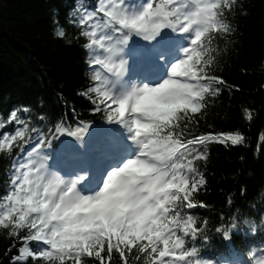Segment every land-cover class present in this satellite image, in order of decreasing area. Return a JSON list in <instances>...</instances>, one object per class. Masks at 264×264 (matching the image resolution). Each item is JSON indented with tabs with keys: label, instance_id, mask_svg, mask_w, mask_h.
I'll use <instances>...</instances> for the list:
<instances>
[{
	"label": "snow or ice",
	"instance_id": "obj_1",
	"mask_svg": "<svg viewBox=\"0 0 264 264\" xmlns=\"http://www.w3.org/2000/svg\"><path fill=\"white\" fill-rule=\"evenodd\" d=\"M242 7L241 0H76L67 25L86 41L91 72L80 95L100 119L82 120L75 108L74 122L34 117L30 106L0 114V156L11 161L0 195L10 264H213L197 258V240H210L208 220L194 211L207 207L198 199L207 191L198 162L207 161L210 143L232 147L247 138L195 130L226 85L208 53L220 40L233 42ZM242 115L251 123L257 114L244 107ZM258 203L247 207L259 211ZM227 220L215 229L224 240L264 228V217L258 227L240 208ZM228 249L227 264H251ZM249 254L264 264V245Z\"/></svg>",
	"mask_w": 264,
	"mask_h": 264
},
{
	"label": "trees",
	"instance_id": "obj_2",
	"mask_svg": "<svg viewBox=\"0 0 264 264\" xmlns=\"http://www.w3.org/2000/svg\"><path fill=\"white\" fill-rule=\"evenodd\" d=\"M96 2L86 0L89 6ZM75 3L76 0H0V114L4 117L15 107L30 106L34 117L43 112L52 119L63 116L67 122H74L75 108V116L82 120L100 119L99 114H92L87 98L80 95L91 82V72L84 49L86 41L77 38L79 29L67 25L69 9ZM241 3L242 9L232 20L236 28L233 42L220 40L208 53L215 57L216 74L226 85L222 86V94L210 102L207 115L195 130H240L247 138L244 144L232 147L210 143L207 161L198 162L207 179V191L202 190L198 197L207 207L194 210L200 221L209 222L210 240L204 253L207 259L226 263L229 245L235 254H248L258 237L246 239L241 233H233L230 240H224L215 229L227 224V217L237 208L256 225L264 213V202H259L264 190V0ZM56 20L65 26L66 39L58 37ZM244 107H251L257 114L251 123L243 118ZM10 163L0 156V195L4 193ZM244 189L246 195H241ZM248 203H258L259 211L247 207ZM221 216L226 218L223 222ZM12 243L0 230V261L4 264H10L7 250ZM202 243L197 240V249Z\"/></svg>",
	"mask_w": 264,
	"mask_h": 264
}]
</instances>
